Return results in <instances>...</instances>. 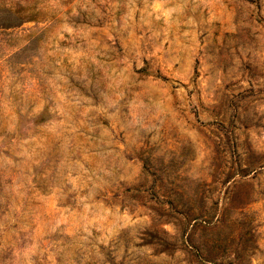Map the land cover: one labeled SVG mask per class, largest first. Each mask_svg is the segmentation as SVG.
<instances>
[{
	"label": "rangeland",
	"instance_id": "rangeland-1",
	"mask_svg": "<svg viewBox=\"0 0 264 264\" xmlns=\"http://www.w3.org/2000/svg\"><path fill=\"white\" fill-rule=\"evenodd\" d=\"M0 264H264V0H0Z\"/></svg>",
	"mask_w": 264,
	"mask_h": 264
},
{
	"label": "trees",
	"instance_id": "trees-1",
	"mask_svg": "<svg viewBox=\"0 0 264 264\" xmlns=\"http://www.w3.org/2000/svg\"><path fill=\"white\" fill-rule=\"evenodd\" d=\"M190 219H194V218H196V217H198V213L197 212H195L194 210H192V212H190ZM162 242L163 243H165V244H167L168 242H167V240H162Z\"/></svg>",
	"mask_w": 264,
	"mask_h": 264
}]
</instances>
